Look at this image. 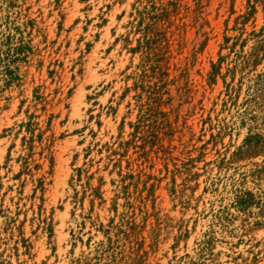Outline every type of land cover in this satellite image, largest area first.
<instances>
[{"label": "rangeland", "instance_id": "1", "mask_svg": "<svg viewBox=\"0 0 264 264\" xmlns=\"http://www.w3.org/2000/svg\"><path fill=\"white\" fill-rule=\"evenodd\" d=\"M0 264H264V0H0Z\"/></svg>", "mask_w": 264, "mask_h": 264}]
</instances>
